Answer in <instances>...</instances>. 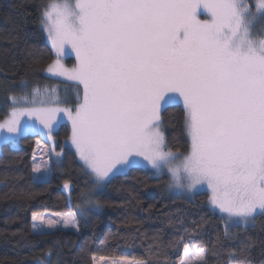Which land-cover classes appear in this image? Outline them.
Here are the masks:
<instances>
[{
    "label": "snow or ice",
    "instance_id": "snow-or-ice-1",
    "mask_svg": "<svg viewBox=\"0 0 264 264\" xmlns=\"http://www.w3.org/2000/svg\"><path fill=\"white\" fill-rule=\"evenodd\" d=\"M39 7L40 26L56 57L43 72L75 84L78 103L52 106L65 102L57 88L30 87L27 80L9 92L0 145H16L29 135L52 145L47 160L37 163L34 156L33 182L48 183L53 165L62 162L64 146L56 151L53 133L66 115L71 135L65 143L75 148L91 179L80 192V211L101 207L93 199L96 190L142 167L158 175L166 170L169 189L195 192L206 186L209 204L225 222V239H238L233 227H254L264 216V0H63ZM66 46L75 53L71 68L62 63ZM179 103L186 152L169 148L162 130V109ZM32 220L40 236L60 227L79 231L73 213H33ZM197 234L198 228H185L178 239L155 247L183 246L171 264H210V257L217 264H252V237L240 240L221 262L216 243H184ZM148 253V260L135 264H169L153 246Z\"/></svg>",
    "mask_w": 264,
    "mask_h": 264
},
{
    "label": "trees",
    "instance_id": "trees-1",
    "mask_svg": "<svg viewBox=\"0 0 264 264\" xmlns=\"http://www.w3.org/2000/svg\"><path fill=\"white\" fill-rule=\"evenodd\" d=\"M50 0H0V120L10 105L9 92H18L20 81L30 87L64 83L49 78L43 69L55 56L40 26V5ZM35 60H39L37 65ZM63 104H72L62 102ZM165 137L173 151L186 152L188 140L184 130L181 103L162 109ZM71 127L63 122L53 136L58 150L70 137ZM41 136L29 135L18 146L0 145V264H38L37 258L54 264H94L96 256L128 257L138 261L149 258V247L163 260H178L183 253L155 244L167 245L178 239L184 229L198 228L195 240L185 238L192 247L203 240L211 247L217 244L220 261H227V251L250 236L257 243L250 252L252 264H264V216H258L254 227L244 232L233 227L237 240L224 237L225 222L209 205V192H197L193 198L168 196L164 192L166 176H156L151 169L133 167L117 175L98 193L99 209L80 217V231L56 229L37 235L32 229L33 213L76 211L80 192L91 180L81 167L75 150L64 146L62 162L53 165L48 183L33 182V159ZM69 182L71 199L64 183ZM51 250V257L45 254ZM210 264H217L210 257Z\"/></svg>",
    "mask_w": 264,
    "mask_h": 264
},
{
    "label": "rangeland",
    "instance_id": "rangeland-1",
    "mask_svg": "<svg viewBox=\"0 0 264 264\" xmlns=\"http://www.w3.org/2000/svg\"><path fill=\"white\" fill-rule=\"evenodd\" d=\"M61 2H63V0H50L47 3H61ZM73 2H74V0H73ZM248 2L249 3H253L254 0H248ZM200 18L201 19H205L207 17L202 15ZM45 35H46V38L48 40V37H47V34L46 33H45ZM48 42L51 45V43H50L49 40H48ZM62 63L66 67H68V68H71L76 63L75 53H74V51L71 50L70 46H66V52L62 56ZM59 80L63 81V79H59ZM44 86H48L49 88L56 87L57 90H58V94H59L60 98L62 99V101H66L67 103H72L70 105L69 104H66V105L63 104L62 105V103H60L59 105H52V106H59L61 108H74L75 105L78 103V101L76 99V92H77V90H76L75 84L65 83L64 82V83H50V84H46ZM44 86H41V87L43 88ZM81 95H82V90H81ZM22 106L23 107H38L40 105H22ZM4 119H2L0 121H3ZM25 119H27V117H25ZM63 122L68 123L69 126L71 127V122L67 119V116L66 115L64 117ZM162 130L164 131L163 124H162ZM69 139H70V137L66 141H69ZM65 142H64V146L71 147V148H73L75 150V148L73 146H71L70 143L66 144ZM19 144H20V142L18 144H16V145H13V146H18ZM51 146H52L51 145V142L48 141V140H45L44 138H43V140H40L39 141V147L36 145V149H35V152H34L35 160H36L37 163L41 162V159L42 158H43V160H47L48 159L47 152H48V149ZM56 151L59 152L60 150H58V148L56 147ZM62 158H63V155H62ZM173 164L175 166V165L179 164V161L178 160L177 161H174ZM154 174L156 176H158V177H160V176H166L167 177V181H166V183L164 185V192L168 196H177V195H180V196H184V197H187V198H193L194 195L197 192H201V191H207L210 194V191L207 189L206 186L204 188H201L198 191H195V192H187V191H183V190H180V189H169V187H168L169 176H168L166 170H165V174L164 175H158L155 172H154ZM69 185L71 187V184L70 183H69ZM104 186H102L101 188H99L98 190H96V192H95V194L93 196V199L98 200V193H99L100 190L103 189ZM99 208H92V209L87 210V212H82L79 209H77L76 211L59 212V213H73L75 215L76 221H77L78 226H79V231H80V228H81V226H80L81 225V223H80V217H86L87 213L89 214L91 210H95V209H99ZM53 213H57V212H39V214H44V215L53 214ZM58 229H71V230H75V229L70 228V227L69 228L60 227ZM114 261H122L123 264H135V262H137L138 260H134V259H131V258H128V257H104V256H96L95 259H94V264H113Z\"/></svg>",
    "mask_w": 264,
    "mask_h": 264
}]
</instances>
